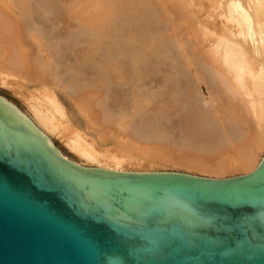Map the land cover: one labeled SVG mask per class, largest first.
I'll return each mask as SVG.
<instances>
[{
	"label": "bare ground",
	"instance_id": "bare-ground-1",
	"mask_svg": "<svg viewBox=\"0 0 264 264\" xmlns=\"http://www.w3.org/2000/svg\"><path fill=\"white\" fill-rule=\"evenodd\" d=\"M70 1L76 7L71 2L67 8V28L68 18H74L82 33L93 38L88 44L83 41L82 50L88 52L72 63L74 68L72 64L64 67V73L76 71V78L63 82L48 78L55 57L48 37L39 31L30 0H0V86L18 95L22 79L73 92L76 81L74 100L80 112L99 140L108 137L117 143L131 154L130 161L137 157L149 165L179 168L187 171L183 174L215 180L257 170L264 158V0H218L216 21L224 27L201 24L175 0H161L171 26L158 22L154 0ZM20 25L33 28L29 34L38 47L34 50L47 54V59H32ZM111 30L119 37L117 54L107 64L98 57L100 65L89 68V61L95 62L90 55L109 49L104 40ZM149 54L166 57L168 64L150 67ZM123 55L137 67L128 70L127 62L120 66ZM105 83L109 89L104 94ZM43 87L44 96L33 92L37 95L27 104V113L9 103L53 145L55 139L60 140L72 155L65 157L67 153L54 145L63 157L83 168L153 173L146 172L148 165L144 169L130 166L122 154L102 152L92 131L89 135L74 131L57 91ZM100 92L105 97L99 98L96 109L93 99Z\"/></svg>",
	"mask_w": 264,
	"mask_h": 264
},
{
	"label": "water",
	"instance_id": "water-1",
	"mask_svg": "<svg viewBox=\"0 0 264 264\" xmlns=\"http://www.w3.org/2000/svg\"><path fill=\"white\" fill-rule=\"evenodd\" d=\"M30 3L50 69L75 79L64 67L93 37L62 34L53 0ZM104 41L89 68L117 54L119 37ZM0 264H264V158L254 173L224 180L83 168L0 97Z\"/></svg>",
	"mask_w": 264,
	"mask_h": 264
},
{
	"label": "rangeland",
	"instance_id": "rangeland-1",
	"mask_svg": "<svg viewBox=\"0 0 264 264\" xmlns=\"http://www.w3.org/2000/svg\"><path fill=\"white\" fill-rule=\"evenodd\" d=\"M175 1L180 6L182 4L181 7L183 8V10L184 11L186 10L187 12H189V14H191L192 18L194 20L199 21L201 24H204V25L212 24V26L224 27L225 24L223 22H217L216 21L215 13L220 10L219 7L221 5L218 2V0H175ZM30 2H32V0H30ZM53 2H54V5H55V24H56L57 27H59L60 32L63 33V34L68 33V32L69 33H71V32L74 33L75 32V33L79 34V33L83 32V28L80 25L79 20H76L74 18H73V20H71L70 18H68V20L70 22V23L69 22L67 23L69 25L68 28H67V25L65 24L67 22V20H65L67 18L66 15H68V12L70 10L69 7L71 6V2L73 4V1H70V0H53ZM153 2H155V3H153L154 5L152 4V7L154 6L153 8H154L155 12H157V14L160 15L159 17L161 18V20H159L158 22H164V23L168 24L169 26H171L172 22H171V20L168 21L170 16L167 14L168 12L166 11L165 6L163 7L164 3L161 1L162 4H160L157 0H154ZM73 5H75V4H73ZM60 7H62V8H60ZM75 7H76V5H75ZM64 8L67 11H64L65 10ZM132 14L130 13V15H132ZM166 15L169 16V17L167 18ZM68 17H69V15H68ZM164 17H165V19H164ZM77 21L79 22V24H77L78 23ZM20 24L22 25L23 23H20ZM21 27L20 28L24 31V33L23 32L22 33L25 34V39H26V41H28L27 44H29V45H27V44L26 45H27V47L29 49L30 48L32 49V52L30 51V56L32 57V59L35 60L36 58H39V57L44 58V56H45L44 59H47L46 58V57H48L47 54H39L38 55V53H39V52H37L38 51L37 50L38 47H36L37 45L35 43H33L32 40L30 39L31 36H30L29 33H31V31H33L32 30L33 28L29 26L30 29L28 30L27 25L25 27L24 26H21ZM26 28H27V30L29 32L25 30ZM62 28H64V30H67V31L66 32L64 30L62 31ZM69 29H71V32L69 31ZM108 34L111 35V34H113V32H109ZM26 35H28V38L26 37ZM110 35H108V37ZM34 49L37 50V51H35ZM77 49H79V51H77ZM77 49L75 51H77L78 57H80V58H81V56L84 53L88 52L86 48H85V50L84 49L82 50L81 46L80 47L78 46ZM156 55H153V57H152V54H149V56H150L149 58L151 60H153V59L157 60L156 58H159L158 62L160 61V63L163 62L162 60H164V58H165L164 62L168 64L166 57H163L161 55L158 56V54H156ZM90 56L92 57L93 54L90 55ZM160 58H162V59L160 60ZM121 61H122L121 62L122 65H120V66H123L124 62L129 63V64L124 63V66H126V69L135 66V65L133 66V64H130L132 62V60H131V58L129 56L123 55V58L121 59ZM129 65H132V66H129ZM135 67H137V66H135ZM126 69L124 71H127ZM47 73H48V78H52V81H54L53 77H56V79H58V77H57V75L55 73L51 74V73H53L51 69H49ZM61 76H59V77H61ZM75 83L76 82H74V85H73V87H75V88H73L74 91L72 90L73 92H71V91L68 92V91H66L64 89H61L60 87H56V86H53V85H45V84L37 82V81H26V80H22L21 79V80H19V84L21 85V90H20L21 93L20 94H18V95L12 94L9 90L4 88L3 86H0V97L3 98L4 100H6L7 102L14 103V105H16L20 110L22 109L24 112H26L27 111L26 110L27 104L35 99V98H32V97H36L37 93L41 94L40 97L44 96V94H43L44 93V87L43 86L49 87L51 89V91H54V92L57 91V97L60 100V102L63 104V106L65 108V111H66V114H67V117H68L69 124L72 126L74 131L79 132L82 135H89L88 133L89 132L91 133V131H92V135H93L92 138L99 145V149L102 152H104L106 154H109V155H116V156L122 154V155L125 156V159H128V163H129L130 166L132 165V166H135V167L137 166L138 167L136 169H141V168L144 169V167H146L144 165H148V169L149 170H146V172L147 171L148 172H160V171L174 172L175 171V172H181V173L186 172L187 173V171L179 169V168L177 169V168H173V167H164V166L160 167V165H156V164L149 165V164H147L146 160L142 161V159H141L139 161L137 157H133V159L130 161L131 154L128 153V152L120 150V147H119V145L117 143L113 142L112 140H109L108 137L107 138L104 137L103 140H99V138H98L99 135L97 134V131L93 127L90 126V124L88 123L87 119L83 116V114L80 112L78 106L75 103L74 99L78 95V94L75 95L76 97L74 96L75 93H78V85H77V83L76 84ZM104 89L105 90H103V93L105 94L107 90H106V88H104ZM35 91H37V93L35 95H33V92H35ZM103 93L100 92V94L96 95L98 97L95 96V98L93 99V102H95L94 104H95V108L96 109L99 108V107L97 108V102L99 103L100 99L105 97V95L104 96L102 95ZM92 107L94 108V106H92ZM101 111H102V109L100 108V112ZM96 112H97V110H96ZM97 113H99V112H97ZM54 145L63 154L67 153V155H65V157H69L70 158V156H72L71 154H69V152H67L66 148L63 146V144H62V142L60 140L55 139L54 140ZM137 155H139V154H137ZM188 173H191V172H188ZM237 175H240V174H237Z\"/></svg>",
	"mask_w": 264,
	"mask_h": 264
}]
</instances>
